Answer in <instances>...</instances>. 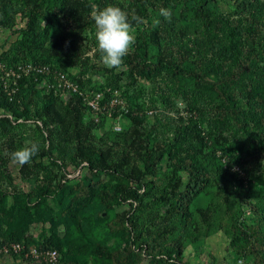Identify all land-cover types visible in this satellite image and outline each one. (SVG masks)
Returning <instances> with one entry per match:
<instances>
[{"label": "rangeland", "instance_id": "obj_1", "mask_svg": "<svg viewBox=\"0 0 264 264\" xmlns=\"http://www.w3.org/2000/svg\"><path fill=\"white\" fill-rule=\"evenodd\" d=\"M55 1L43 47L30 44L31 15L40 8L46 13ZM248 1L246 9L243 0H215L202 17L187 0H0V91L26 89L14 112L0 101V264H155L154 257L160 264H264V225L256 212L264 207V122L245 114L243 97L254 80L251 60L264 51V0ZM147 3L150 16L138 26L161 33L160 43L148 47V60L162 57L186 74L130 73L141 56L137 39L119 69L102 63L92 7L114 4L132 15ZM160 8L170 9L171 19L157 24ZM233 44L245 51L237 61ZM38 61L52 72L5 73ZM56 70L66 71L83 93L98 94L99 109L58 86ZM44 95L65 123L37 115L34 100L44 104ZM229 96L240 102L238 116ZM112 98L119 102L112 105ZM77 134L104 156L96 171L83 165ZM33 142L39 152L30 163L12 159ZM158 146L167 151L150 173L146 155ZM194 158L208 169L210 183L194 196L185 220L152 196L135 199L130 185L137 183L110 171L141 170L156 190L172 181L181 191L193 180ZM75 184L94 188L76 219L63 208L62 192ZM14 242L24 251L10 249ZM177 242L180 258L162 260L161 250ZM35 248L56 249L57 260L26 255Z\"/></svg>", "mask_w": 264, "mask_h": 264}, {"label": "trees", "instance_id": "obj_2", "mask_svg": "<svg viewBox=\"0 0 264 264\" xmlns=\"http://www.w3.org/2000/svg\"><path fill=\"white\" fill-rule=\"evenodd\" d=\"M31 1V0H29ZM215 0H187L188 8L192 9L196 14L204 17L207 14V5ZM244 7L246 9L250 8L249 1L243 0ZM57 2L48 4L46 6V13L41 10H37L33 13L29 19V31L28 38L30 44H35L38 47H43L44 42L41 41V35L47 31V26L52 19V14H55V8H57ZM150 4L140 6L136 9L133 14L142 17L143 19L148 18ZM39 19H43L47 22L44 27H41ZM164 20L163 16H159V24ZM208 23V22H207ZM145 25V24H144ZM142 26L137 25V44L141 50L140 60L136 63H132L129 66L130 73L137 74L145 77H152L154 75L160 74L162 72H167L172 75L186 74V71L179 65L171 62L165 61L162 57H159L156 62H151L148 60V47L150 44H159L161 39V33L158 27H154L153 30L149 31V34L145 33ZM210 27V26H209ZM212 28V26H211ZM232 52V59L237 61L240 56L245 54V51L240 48L238 44H233L230 47ZM37 63H46L44 61H38ZM251 72L254 73V80L251 82L250 86L245 90L243 95L246 108L245 114L251 118L256 124H262L264 122V51L263 53H257L256 60H251ZM64 71V70H63ZM66 72V71H65ZM232 72H227L228 77L231 76ZM24 75L21 72L20 78ZM40 75V74H39ZM191 75V74H189ZM198 76V75H195ZM200 77V76H198ZM202 80V79H201ZM26 89L19 88L14 92L8 93L7 90L0 91V101L1 105L5 110L14 112L18 110L24 100ZM44 104L39 100L35 99L34 104L36 107L37 115L40 117H45L49 124L59 123L63 124L66 122L65 118L62 117L61 113L56 109L54 101L51 96L44 95ZM227 101L230 104V108L233 114L239 115L240 102L234 96L227 97ZM239 108V109H238ZM72 121V119H71ZM76 121V120H75ZM77 141L84 148L81 150L80 159L82 163H86L90 171H96L99 167V162L104 161V156L101 152L94 146L89 140L80 134H77ZM167 151L165 146L154 147V150L150 151L146 155V171L152 173V168L158 160H161L163 154ZM193 180L188 184L185 190L179 191V185L173 183L172 181L167 182L162 188L156 190L154 180L143 181L145 173L141 170L138 175L135 172H126L122 169L117 168V166H110V171L115 172L121 176H124L128 181H134L137 183L136 186L130 185V189L133 188V194L135 199L142 196H152V202L163 204L168 203L170 206L177 209L181 216L185 219L189 216V207L194 196L205 186L210 183L208 176V169L199 163L197 158H194L191 162ZM178 169H183L184 166H177ZM94 190L92 185L84 186L82 184L67 185L62 188L65 200L63 201V208L68 213L69 216L76 219L79 217V212L81 208L87 205L91 198V193ZM125 191H127L125 189ZM128 192V191H127ZM117 195L122 198V195L117 193ZM131 206H134V202H130ZM257 214L259 212V217L261 223L264 225V207L256 210ZM54 249V248H50ZM264 252V248H263ZM264 254V253H263ZM162 260L168 261V258L176 257L180 258L181 250L180 243L172 244L170 248H165L161 250ZM164 256H166L164 258ZM155 264H160L159 259L154 257Z\"/></svg>", "mask_w": 264, "mask_h": 264}, {"label": "clouds", "instance_id": "obj_3", "mask_svg": "<svg viewBox=\"0 0 264 264\" xmlns=\"http://www.w3.org/2000/svg\"><path fill=\"white\" fill-rule=\"evenodd\" d=\"M160 15L170 20L171 10L160 8ZM91 19L96 26L95 36L102 63L109 69H119L123 64V58L136 43L135 25L143 23V18L135 14L130 15L120 6L110 4L103 8L93 6ZM38 152L39 145L33 142L17 149L11 156L20 165H24L30 163Z\"/></svg>", "mask_w": 264, "mask_h": 264}, {"label": "built area", "instance_id": "obj_4", "mask_svg": "<svg viewBox=\"0 0 264 264\" xmlns=\"http://www.w3.org/2000/svg\"><path fill=\"white\" fill-rule=\"evenodd\" d=\"M0 68L4 70V68L0 65ZM29 71H33L40 75L50 74L52 72V68L50 64L47 63H34V64H26L25 66H18L14 70L6 71L5 73L9 76L12 74L15 78L20 76L21 72L26 73ZM54 76L56 79V82L58 86L62 87L63 89L71 90L76 93H79L82 98L87 100L88 105L93 110L99 109V95L96 94L94 96H89L86 92L83 93L79 90L78 84L72 80V78L69 77L68 73L63 70H56L54 72ZM8 93H11L12 91L7 90ZM119 102L117 98H112L111 103L112 105H115V103ZM83 165H86V163H83ZM9 248H5L4 250L7 251ZM10 249L16 252L24 251L22 245L18 242H14ZM26 255H31L34 258L38 259H44L47 260L49 263H54L57 260L58 252L56 249H46V250H38V249H32L30 252L26 253Z\"/></svg>", "mask_w": 264, "mask_h": 264}]
</instances>
